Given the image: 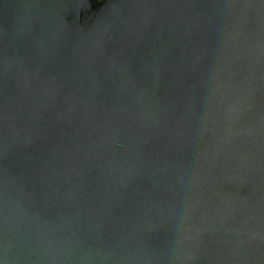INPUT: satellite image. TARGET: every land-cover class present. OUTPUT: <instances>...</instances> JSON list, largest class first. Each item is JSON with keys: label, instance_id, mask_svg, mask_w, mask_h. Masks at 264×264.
<instances>
[{"label": "water", "instance_id": "1", "mask_svg": "<svg viewBox=\"0 0 264 264\" xmlns=\"http://www.w3.org/2000/svg\"><path fill=\"white\" fill-rule=\"evenodd\" d=\"M0 264H264V0H0Z\"/></svg>", "mask_w": 264, "mask_h": 264}]
</instances>
